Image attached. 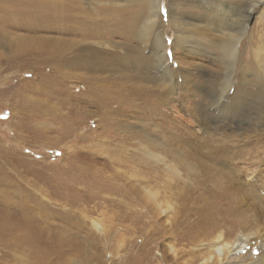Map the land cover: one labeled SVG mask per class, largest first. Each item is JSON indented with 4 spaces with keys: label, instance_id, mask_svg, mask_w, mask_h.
I'll use <instances>...</instances> for the list:
<instances>
[{
    "label": "rangeland",
    "instance_id": "obj_1",
    "mask_svg": "<svg viewBox=\"0 0 264 264\" xmlns=\"http://www.w3.org/2000/svg\"><path fill=\"white\" fill-rule=\"evenodd\" d=\"M94 1L104 6L116 4L122 7L137 0ZM182 1L163 0L160 21L163 19L168 24V4ZM183 2L191 5L181 11H188V14H192L193 9L201 11L198 2ZM6 7L11 10L13 5L7 3ZM199 14L196 15L197 20L202 18ZM31 18L22 21L29 24L32 23ZM1 23L0 30L3 31L6 28ZM24 26L10 30L8 42L0 40V208L7 203L25 202L28 208L24 212L40 224L44 230L40 236L48 246L34 252L30 246L18 245L17 239H12L16 243L11 245L0 240V264H175L170 246L181 256L182 251L195 248L201 241L208 243L220 232L228 239L255 232L256 237L240 255L255 259L262 253L264 109L259 119L255 118L258 102L246 92H256L264 97V19L261 5L257 6L255 17L250 22L254 44L248 46L246 37L241 43L245 49L242 60L251 62L253 48L258 50L257 60L251 63L248 74L243 73L242 64H236L238 76L234 79L235 84L222 99V104L229 105V108L225 111H219L215 106L203 109L213 113L218 118L216 122L204 119L200 113L189 114L190 103L200 95L199 88L193 86L183 87L184 95L172 101L177 107L170 109L171 118L196 136H203L206 123H211L207 129L212 135L210 148L236 156L237 160H233L238 162L237 167L229 163L213 164L201 157V150L187 142L191 138L189 135H181L180 131L179 138L177 132L174 135L158 128L152 121L148 125L160 129L159 141L163 145L176 154L190 155L194 158L191 161L197 163L195 170L187 172L182 169L178 174L154 172L152 167L158 166L154 157L147 161L148 167L144 166V158L136 147L138 139L131 140L121 130H141L145 120L136 121L138 118L125 116L112 103L107 105L112 110L110 116L135 124L120 129L116 119H112L116 126L101 120L100 115L106 107H92L93 110L98 109V114L76 125L46 114L58 107L60 97L56 94L49 96L38 87L53 69L42 59L43 55L37 48L45 43L46 38L58 37L59 34L50 31L34 33ZM166 28L171 44L176 32ZM115 39L122 40L120 37ZM133 41L141 45L138 40ZM186 47L191 54L184 59L185 67L188 61L205 66L210 74L206 78L212 83L224 77V71L208 59V54L194 46ZM146 51L149 52L148 49ZM174 67L177 68V63ZM77 85L79 83L73 86V91L84 89L83 85ZM189 88L192 89L189 91ZM243 98L248 99L247 111L254 118L239 122L235 112L242 110V104L237 102ZM41 112L45 117H41ZM165 185H171V191H181L182 195L188 191L191 196L188 199H170L164 204L166 212L154 213L145 203L144 194H139L140 188L152 186L154 191L163 195ZM7 208L14 217L22 214L10 206ZM94 220L101 224L100 228L93 226ZM82 221H85V227L77 225ZM163 256L167 257L166 261Z\"/></svg>",
    "mask_w": 264,
    "mask_h": 264
},
{
    "label": "bare ground",
    "instance_id": "obj_2",
    "mask_svg": "<svg viewBox=\"0 0 264 264\" xmlns=\"http://www.w3.org/2000/svg\"><path fill=\"white\" fill-rule=\"evenodd\" d=\"M24 1L26 0H0L2 22L0 23L6 28L0 30V40L8 42L10 30L17 26L23 28V25L34 33L50 31L59 34L58 37L46 38L45 43L37 48L38 53L43 55L42 59L49 62L53 69L51 75L45 76L38 87L48 92L49 96L56 94L60 97L58 107L46 114L75 124L83 123L87 117L98 114V109L106 107L104 113L100 115L101 120L109 121L116 126L113 122L116 119L120 129L135 124L130 120L128 122L119 119L115 115L114 118L110 116L112 110L107 105L112 103L125 116L138 118L136 121L145 120L141 130L121 131H125L131 140L138 139L136 147L144 158L145 167H148L146 164L149 159L153 157L156 159L158 166L152 168L160 175L162 172L178 174L182 169L191 172L195 170L197 163L191 161L194 158L190 155L176 154L163 145L159 141L161 137L158 128L168 130L174 135L177 132L179 138L181 135H189L191 138L187 142L191 143L193 148L201 150V157L207 158L213 164L229 163L237 167L238 162L234 161L236 156H228L222 152L223 150L210 148L212 135L207 129L211 123H206L203 136H196L171 118L170 109L177 107L172 101L179 100L184 95L183 87L193 86L199 88L200 95L190 103L189 114L200 113L204 119H214L216 122L217 117L203 109L215 106L219 111H225L229 108V105L222 104V99L235 84L234 79L238 76L236 64H242L243 73L248 74L251 72V63L257 60V48L252 49L250 63L242 60L241 56L245 49L241 43L246 37L248 46L254 44L255 37L250 30V22L255 17L259 5L262 6L264 19V0H194L202 7L201 11H198L202 17L199 20L196 18L198 14L196 10L193 9L192 14L181 11L182 8L191 5L181 0L182 2L168 4V24L159 18L163 0H137L132 5L121 4L122 7L116 4L104 6L94 0H27L26 3ZM7 3L13 5L11 10L7 9ZM28 17H32L30 19L32 23L22 21ZM166 26L176 32L171 44L167 38ZM117 37L122 40H116ZM133 39L138 40L141 45L134 44ZM186 46H194L208 54V59L224 71V77L212 83L206 78L210 74L206 72L205 66L188 61L185 67L184 59L191 54ZM174 63H177V68L174 67ZM107 72L108 75L102 76ZM159 80L163 82H158ZM238 80L240 81V78ZM77 83H79L77 86L83 85L84 89L73 91L72 88ZM191 89L189 88V91ZM246 92L258 102L255 117L258 118L264 109V97L256 92ZM246 100L248 99L243 98L237 102L242 104V110L235 112L236 120L239 122L254 118L251 112L247 111L249 101ZM92 107L98 109L93 110ZM41 117H45V114L43 113ZM152 121L158 128L148 125L152 124ZM163 187L165 189L163 195L154 191L152 186L138 190L139 194H144L145 203L154 213L166 212L164 204L170 199H188L191 196L188 191L183 195L181 191H171V185ZM6 205L0 208V240H5L11 245L16 243L12 239H17L18 245L30 246L34 252H38L42 246L47 247L48 243L40 236L44 230L35 222L34 217L30 218L24 212L28 208L27 204L24 202ZM9 206L22 213L21 216L14 217L7 208ZM77 225L85 227L86 223L82 221L79 225L77 222ZM93 226L100 228L101 224L94 220ZM254 235L255 232L251 231L228 239L220 232L208 243L201 241L195 248L182 251L181 256L172 246L170 249L173 251L175 264H264V238L260 242L262 253L257 258L240 255L252 238L256 237ZM163 257L166 261L168 255Z\"/></svg>",
    "mask_w": 264,
    "mask_h": 264
}]
</instances>
